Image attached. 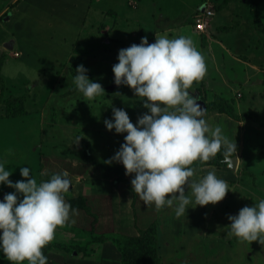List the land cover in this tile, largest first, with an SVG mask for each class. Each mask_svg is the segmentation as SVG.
I'll list each match as a JSON object with an SVG mask.
<instances>
[{"label": "rangeland", "instance_id": "rangeland-1", "mask_svg": "<svg viewBox=\"0 0 264 264\" xmlns=\"http://www.w3.org/2000/svg\"><path fill=\"white\" fill-rule=\"evenodd\" d=\"M11 2L0 0V7L7 4L10 8L0 15V45L10 38L16 47L10 49L11 54L15 55L18 49L21 55L5 54L2 74L6 93L13 90L14 94H22L28 87L36 95L26 101L28 113L0 117V160L11 171L9 178L13 181L28 179L20 173L22 166L30 165V175L38 183L42 172L51 175L67 171L71 184L64 198L76 210L66 222L68 226L56 227L55 236L49 241L51 248L45 254L47 264H134L128 258L141 249L136 260L142 264L139 258L151 242L155 243L160 264H264V244L259 239L249 241L228 233L231 223L228 214L264 198V127L253 129L250 125L253 121L247 119V123H236L233 116L219 110L220 113L205 115L211 126L221 125L223 132L236 140L238 148L243 147L242 132H245V146L241 147L245 153L239 149L232 154L237 158L236 164L225 160L221 164L191 165L195 169L194 178L214 169L231 189L218 202L189 205L179 217L172 207L157 209L154 202L145 204L132 190L134 173L126 174L122 162H105L126 135L114 128L109 130L104 123L106 117L114 119L113 106L125 108L134 123L148 111L130 86L111 88L112 65L118 62V50L126 47L124 41L136 42L143 29L152 42L156 35H186L195 45L198 40L215 35L218 25H234L240 20L238 27L220 28L218 35L231 51L245 56L248 52L254 63L262 58L264 62V47L260 45L264 32L248 19L252 13L247 1L232 0L229 7L218 9L223 0H200L193 10L197 0ZM203 5L215 12L210 15L206 29L197 31L194 20ZM259 11L264 20V0ZM152 30L155 38L150 36ZM211 40L213 43L205 46L210 58L204 59L206 72L203 78L193 81L189 91L209 103L217 95L228 98L235 110L239 101L243 109L238 111L253 110L264 116V93L258 92L263 86L260 81L263 76L256 75L260 68L263 71L264 63L255 66V70L245 67L242 70L225 58L230 65L227 66L223 56L229 54L233 59L232 54L224 51L221 55L219 41L212 37ZM197 49L202 52L198 46ZM80 63L88 69L87 75L105 88L94 98L86 97L79 89L64 93L75 84L73 76ZM243 71L246 75L237 76ZM249 103H254V107ZM4 113L5 107L0 103V115ZM83 138L90 141V157L86 156ZM244 170L249 173H243ZM184 187L188 191L187 184ZM7 191L14 189L0 184V199ZM93 234L106 239L101 243L86 241ZM0 264H28V261H11L0 252Z\"/></svg>", "mask_w": 264, "mask_h": 264}, {"label": "clouds", "instance_id": "clouds-1", "mask_svg": "<svg viewBox=\"0 0 264 264\" xmlns=\"http://www.w3.org/2000/svg\"><path fill=\"white\" fill-rule=\"evenodd\" d=\"M112 70L114 82L130 86L148 111L134 123L125 108L113 106L114 119L106 117L104 123L109 130L126 135L105 162H122L126 174L134 173L131 187L144 203L154 202L157 209L172 207L177 217L189 205L224 198L231 189L225 179L214 169L194 178L195 169L190 166L196 160H209L221 149L225 159L232 160L237 150L236 140L232 141L221 125L209 124L206 108L197 102L199 96L189 91L193 81L206 72L203 54L192 38L156 35L149 42L142 36L139 43L118 50ZM87 72L83 63L76 65L73 81L86 97L94 98L105 88ZM30 171V165L22 166L20 173L28 179L13 181L11 171L0 160V184L14 189L0 199V251L11 261L47 264L43 246L54 238L56 227L76 211L64 198L71 180L64 171L53 172L38 183ZM228 219L229 234L264 244V198L245 204L237 213L228 214Z\"/></svg>", "mask_w": 264, "mask_h": 264}, {"label": "trees", "instance_id": "trees-1", "mask_svg": "<svg viewBox=\"0 0 264 264\" xmlns=\"http://www.w3.org/2000/svg\"><path fill=\"white\" fill-rule=\"evenodd\" d=\"M230 1L231 0H223V2L221 3L222 6H220L218 9L223 8ZM246 1L248 3L250 10H251V13H252V17H250L248 19L252 20L254 22L257 30L264 32V20L261 18L260 11H259V4L262 0H246ZM4 14H6V12ZM237 24L229 25V26L224 24V25H220L218 28L219 29L223 28L225 30H227V29L231 30L235 27H238L239 24L238 25ZM194 26H195V20H194ZM139 42H136V43H139ZM105 45H107V44H105ZM263 46H264V40H263ZM4 60H5V54H2L0 57V102L2 104H4L5 113L1 114L0 117L22 116V115L28 113V110L26 108V101L28 100V98H30V96L32 94L29 91L28 87L24 89V92L22 94L21 93L20 94H14L13 90L11 89V86H10V90H12V91L8 94L6 93V90H7L6 80L2 74V67L4 64ZM100 81H102V80H100ZM262 82L264 85V67H263V81ZM203 85L205 86V81L203 82ZM67 88L68 89L64 93L73 92L74 90H78V88L76 87L75 84L73 86L70 85ZM130 103H133V102H130ZM212 108H217V109H219V111L226 112L229 115H231L235 118H238V119H251L252 121H255L258 124L264 126V116L263 115H261L257 112H254V111H245V112L239 114L236 112L233 103L228 98H225V97H222L219 95L215 96L213 101H211L210 103L208 102V109H212ZM82 142L86 146V156L90 157L91 156V150L89 148L90 147V141L86 138H83ZM225 160L226 159H225L224 154H223V149H221V151H218L217 154L214 157L210 158L209 160H207V161L196 160L193 162L192 165H194V164H197V165L221 164V163H224ZM242 172L243 173H249L246 170H244ZM50 176L51 175L42 172L40 174V181L45 180V179H49ZM66 195L69 196V194H66ZM65 225L68 226V223H65ZM58 226H60V225H58ZM154 227H155V225H154ZM69 228H71V227H69ZM105 239H106L105 236L93 234V235H90V238L87 239L86 241H89V243H90V241L94 240V241H98L99 243H101V242L105 241ZM50 246H51L50 242H48L45 246H43L42 251L44 252V254H46L49 251V249L51 248ZM78 251H79V249H78ZM141 253H142V249L138 254H135V255L129 257L128 258V259H130L129 262L131 263L133 261L132 263L139 264V262L136 260V258L138 256H140ZM85 254H89V253H85ZM139 261L142 264H160L159 257L156 253L155 243L151 242L149 244V246L146 248V251H145L143 257L139 258Z\"/></svg>", "mask_w": 264, "mask_h": 264}, {"label": "crops", "instance_id": "crops-1", "mask_svg": "<svg viewBox=\"0 0 264 264\" xmlns=\"http://www.w3.org/2000/svg\"><path fill=\"white\" fill-rule=\"evenodd\" d=\"M17 0H12V2L11 3H15ZM232 1V0H231ZM230 1V2H231ZM240 1H243V0H240ZM200 2V0H197V3L195 4V6L193 7V8H191L192 10L194 9V8H196V6H197V4ZM230 2L228 3V4H226L224 7H229V5H230ZM10 4V3H9ZM235 7H237V5L235 6ZM6 10H10V8H9V6L7 5V4H4L3 6H1L0 7V15H1V13H3V12H5ZM215 12V11H214ZM214 12H213V14H214ZM233 13V12H232ZM232 13H230V15H229V18L230 17H232L231 16V14ZM11 15H13V14H11ZM10 15V17H12ZM44 15H45V13H44ZM238 22V24L241 22L240 20H237ZM221 25V24H220ZM220 25H218V27L220 26ZM222 25H224V24H222ZM239 26V25H238ZM193 27L195 28V26L193 25ZM196 29V28H195ZM197 31H200V30H198V29H196ZM219 30L220 29H218V31L215 33V35L217 36V37H219L218 39L217 38H215L216 36L214 35V34H211L210 35V37H205L204 39H202V40H198L197 42H196V44H195V46L197 47H199V48H201L202 49V54L204 55V51H205V56H203V57H205L204 59L206 60V59H210L209 58V55H208V53L207 52H209V50H206V45L208 44H211V43H213V40H211V37H212V39H214V40H218L219 41V43L220 44H218V47H219V52L221 53V55H223V53H224V51H226V53H227V51L229 52V53H231L232 54V56H233V59L231 58V56L229 55V54H225V57L223 56V60L225 61V58H229L228 60L230 61V63H232L233 65H237L238 67H240L242 70H244L245 68H249L250 70H255V66H257L258 64L260 65V66H262V64L264 63V62H262V60H263V58H262V60L259 62V63H254V61H252V59L249 57V54H248V52H247V56H245L242 52H238V53H235V52H233V51H231L230 49H229V46L227 45V43H226V41L224 40V39H222V37L221 36H219L218 35V33H219ZM142 31V36H147L148 37V39H149V35H148V33H147V30H146V35L144 34V32H143V29L141 30ZM152 35V38H155V36H154V30H152V32L150 33V36ZM194 35H197V34H194ZM174 37L175 36H178V35H173ZM156 39V38H155ZM199 39V38H198ZM222 40V41H221ZM140 41V39L139 40H137L136 42H139ZM154 41V40H153ZM2 42V45H0V57H1V55L2 54H6V52L8 53V56L9 57H15V56H18V55H21V52L19 53L18 51H20V50H18V49H15L16 50V52H18L19 54L18 55H12L11 54V50H14V48H16V47H14V43H13V41H12V39H10V38H7V39H4L3 41H1ZM3 42H5V44H3ZM125 43V45L126 46H129L131 43L130 42H126V41H124ZM149 42H152V40H150ZM253 45H254V43H253ZM260 45H263V43L262 44H260ZM228 46V47H227ZM260 47V46H259ZM264 47V46H263ZM11 49V50H10ZM227 49H229V50H227ZM8 50H10V51H8ZM206 56H208V57H206ZM109 57V52H108V54H107V58ZM218 56H215V58H217ZM7 59V57L5 56V60ZM5 60H4V62H5ZM225 63H226V65L227 66H230L229 65V62H226L225 61ZM4 66V65H3ZM245 67V68H244ZM244 68V69H243ZM2 69H3V67H2ZM39 71H42V70H39ZM258 72V74H256V75H259V76H257L258 78L261 76V74H262V76H263V71H262V69L260 68V70L259 71H257ZM42 73H43V71H42ZM249 73V72H248ZM233 75V74H232ZM243 75H246V73L243 71V73H242V75H237V76H243ZM237 76H235V77H237ZM250 76V75H249ZM250 78V77H249ZM260 81H261V83H263L262 81H263V77H261L260 78ZM26 82H29V86L30 87H32V84H31V82L29 81V80H27ZM25 84V83H24ZM263 85V84H262ZM11 86V85H10ZM116 86H118V85H116ZM116 86H114V87H116ZM248 86H250V84H248ZM113 87V88H114ZM252 89V91H253V88H251ZM30 92H31V90H29ZM258 92H260L261 94L262 93H264V85L262 86V89L260 88L259 90H258ZM32 95L30 96V97H32L33 95H36V93H31ZM239 101H237L236 102V112L237 113H239V114H241V113H243V112H245V111H247L246 109H244L243 111H238L237 109L238 108H241V109H243L242 107H243V105L241 106L239 103H238ZM1 103V102H0ZM207 103V106H208V102H206ZM3 106H4V104H3ZM249 106L251 107V108H253L254 107V103H249ZM248 105H247V107H249ZM217 110H219V109H217V108H212V109H208L207 110V112L205 113V115L206 114H208L209 112H217ZM248 111H253V110H248ZM254 112H256V111H254ZM217 113H220V112H217ZM223 113H226V112H223ZM258 113V112H257ZM234 118V120L236 121V123H241L242 124V122H248L247 120H251V119H238V118H235V117H233ZM238 125H240V124H238ZM250 125H252V128L253 129H262L264 126H262V125H260V124H258L257 122H255V121H253V122H251L250 123ZM242 142H241V144L243 145V147L242 148H244V146H245V140H243V136H245V132H242ZM241 147L240 148H238L237 147V150H239L240 149V151H243L244 153H245V151L243 150V149H241ZM244 153H243V155H244ZM243 157V156H242ZM242 157H241V160H242ZM233 163H237V158H236V162H233ZM2 198H3V196H1ZM0 252H2V251H0ZM3 253V252H2Z\"/></svg>", "mask_w": 264, "mask_h": 264}, {"label": "built area", "instance_id": "built-area-1", "mask_svg": "<svg viewBox=\"0 0 264 264\" xmlns=\"http://www.w3.org/2000/svg\"><path fill=\"white\" fill-rule=\"evenodd\" d=\"M213 14V9L210 7H207L206 5H203L200 8L199 16L195 19V28L203 31L206 29L209 17ZM18 54V52H16Z\"/></svg>", "mask_w": 264, "mask_h": 264}, {"label": "water", "instance_id": "water-1", "mask_svg": "<svg viewBox=\"0 0 264 264\" xmlns=\"http://www.w3.org/2000/svg\"><path fill=\"white\" fill-rule=\"evenodd\" d=\"M116 85H117V84H116L115 82H113V84L111 85V88H113V87L116 86ZM197 102H198L202 107L206 108V111H205V113H206L207 110H208V106H207L206 101H205L204 99H202V98H199V100H198ZM232 161H233V162H236V156H233Z\"/></svg>", "mask_w": 264, "mask_h": 264}]
</instances>
